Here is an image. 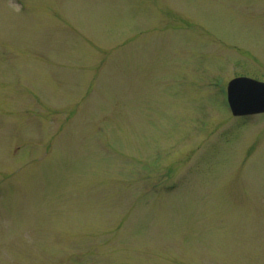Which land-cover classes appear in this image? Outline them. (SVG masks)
Instances as JSON below:
<instances>
[{
	"label": "rangeland",
	"instance_id": "rangeland-1",
	"mask_svg": "<svg viewBox=\"0 0 264 264\" xmlns=\"http://www.w3.org/2000/svg\"><path fill=\"white\" fill-rule=\"evenodd\" d=\"M242 75L264 0H0V264H264Z\"/></svg>",
	"mask_w": 264,
	"mask_h": 264
},
{
	"label": "water",
	"instance_id": "water-1",
	"mask_svg": "<svg viewBox=\"0 0 264 264\" xmlns=\"http://www.w3.org/2000/svg\"><path fill=\"white\" fill-rule=\"evenodd\" d=\"M264 91V84L258 83L248 78H236L229 82L227 87L228 102L233 114H250L257 112H264V106H257L251 108L248 106L244 98L258 95L262 96L261 92Z\"/></svg>",
	"mask_w": 264,
	"mask_h": 264
},
{
	"label": "bare ground",
	"instance_id": "bare-ground-1",
	"mask_svg": "<svg viewBox=\"0 0 264 264\" xmlns=\"http://www.w3.org/2000/svg\"><path fill=\"white\" fill-rule=\"evenodd\" d=\"M259 92L256 93L255 96H252V97H245L244 98V101L245 103L250 106L251 108H255L257 106H264V91L261 92L262 96L258 95ZM257 115L258 114H264L262 112H259V113H256ZM254 114V115H256ZM242 116V115H241ZM248 116V115H247ZM251 116V115H249Z\"/></svg>",
	"mask_w": 264,
	"mask_h": 264
}]
</instances>
